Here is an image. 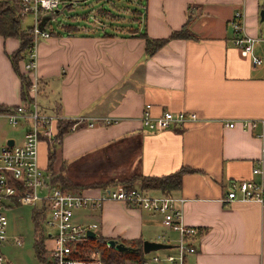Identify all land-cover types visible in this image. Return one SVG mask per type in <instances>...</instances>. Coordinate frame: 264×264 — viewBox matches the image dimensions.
Wrapping results in <instances>:
<instances>
[{
  "label": "crops",
  "instance_id": "0c3cea01",
  "mask_svg": "<svg viewBox=\"0 0 264 264\" xmlns=\"http://www.w3.org/2000/svg\"><path fill=\"white\" fill-rule=\"evenodd\" d=\"M142 1L145 5L141 3L139 11H124V16L92 11L88 29L62 25L36 44L35 75L42 83L43 103L67 118L116 120L108 126L80 125L62 136L53 146L52 170L77 192L96 198L110 181L163 177L190 169L171 192L184 199L182 223L198 231L197 252L186 257V264H264V207L222 202L232 180L264 185V126L254 131L261 137L238 125L227 126L238 119L264 118V66L252 67L235 48L230 24L240 11L244 34L260 40L254 51L263 56L264 20L259 13L264 0ZM184 25L193 38L172 39L154 54L145 53L141 33L162 39ZM19 46L18 38L0 35V107L4 109L22 101L19 73L24 74L26 51L17 63L19 73L10 59ZM145 105L152 116L168 110L194 115L196 121L148 132L140 120ZM0 120L7 124L2 114ZM11 128L18 138L4 132L1 145L9 139L22 142L23 129ZM47 149V143L40 142L38 162L44 169ZM253 168L261 173L253 175ZM132 186L140 188L141 181ZM75 218L97 223V236L122 244L159 241L163 233L172 244L177 238L164 230L158 215L116 201L77 211Z\"/></svg>",
  "mask_w": 264,
  "mask_h": 264
},
{
  "label": "built area",
  "instance_id": "2783aa9c",
  "mask_svg": "<svg viewBox=\"0 0 264 264\" xmlns=\"http://www.w3.org/2000/svg\"><path fill=\"white\" fill-rule=\"evenodd\" d=\"M14 3L16 14L32 21L31 42L26 49V59L23 63L24 75L27 78L25 100L1 113L7 124L13 128H22V142L0 146V245L8 241L6 216L7 208L17 205H30L39 212V224L42 230L44 249L51 264H115L104 263L100 252L90 251L84 247L91 238L97 237V223H81L75 218V213L85 209H98L103 201H116L139 208L160 217L161 226L167 232L177 235L172 244L165 233L158 236L161 243L170 244L168 250L151 252L144 264H186V257L195 254L197 247L194 243L198 231L194 227L182 223V205L184 199L174 196L171 192L164 193L116 184L105 187L99 197L92 198L80 192L51 184V174L42 168L38 162L40 142L53 147L60 143L62 137H57V127L62 122H70L67 133L78 130L80 125L93 128L99 124L108 126L115 119H101L84 116L67 118L53 106L49 108L42 99V83L35 75L36 53L38 41L48 39L50 33L38 27L43 14H53L62 0H0ZM233 39L232 43L243 57H248L252 67L264 66V55L259 56L254 46L260 40L252 38L243 32V14L236 11L230 22ZM150 106L145 105L141 114V124L148 132H161L169 128H179L186 123L196 121V117L184 112L163 111L158 116L150 114ZM238 125L242 131H254L257 126H264V118L238 119L228 123L233 128ZM264 154V150H262ZM258 168L252 169L253 175L260 174ZM253 202L264 207V185L252 180H232L227 188L222 202ZM16 245L22 244L20 237L13 238ZM107 245V244H106ZM108 246V245H107ZM109 247V246H108ZM84 255V258L79 256ZM0 264H7L0 254Z\"/></svg>",
  "mask_w": 264,
  "mask_h": 264
},
{
  "label": "trees",
  "instance_id": "16d2710c",
  "mask_svg": "<svg viewBox=\"0 0 264 264\" xmlns=\"http://www.w3.org/2000/svg\"><path fill=\"white\" fill-rule=\"evenodd\" d=\"M17 6L14 3L0 1V35L3 37H16L20 41V46L17 52L10 56L11 63L17 73V63L22 59V53L26 51L31 42V28L26 27L22 28L21 17L16 14ZM47 24V23H46ZM65 29H70L75 27L74 25H63ZM71 31H73L71 29ZM144 40V50L145 53L149 56L154 54L158 49L164 46L167 42L172 39H190L193 38V34L187 29V26L184 25L180 30L172 32L168 37L162 39H152L149 38L145 33H141L139 35ZM19 77L22 84L21 89V99L25 100L26 94V86L27 78L24 74L19 73ZM9 109H4L0 107V114ZM70 122H62L57 127V137H62L67 133V128L69 127ZM47 164L46 171L51 174L50 182L56 186H60L65 189L76 191L77 187L71 185L66 179L60 174L56 173L52 170V160H53V147H49L47 149ZM192 172V170L187 168H182L177 172L163 176V177H139L134 176L131 179L123 180V181H110L105 186H112L116 184H122L127 187H133V182L140 180L141 181V189L148 190H157L164 193H170L174 190H177L180 187L181 177L185 173ZM32 221L37 228L35 230V236L33 239V253L38 261L42 264H51L48 260V254L44 249L43 245V236L42 230L39 224V212L35 209L32 213ZM107 239H104L100 236L96 238L91 237L87 243L80 247V251L84 253V247H87L90 251H99L100 259L104 263H115V264H144L146 261L145 253L142 251V241L136 240L132 242L123 243L127 247V250L120 251L115 249L114 247H108ZM120 243V242H119ZM168 250V249H165ZM84 258V255L79 256Z\"/></svg>",
  "mask_w": 264,
  "mask_h": 264
},
{
  "label": "rangeland",
  "instance_id": "374dc122",
  "mask_svg": "<svg viewBox=\"0 0 264 264\" xmlns=\"http://www.w3.org/2000/svg\"><path fill=\"white\" fill-rule=\"evenodd\" d=\"M140 2V3H139ZM141 3L144 6V1L133 2L132 0H62L58 7V14L53 16L45 25V30L48 32H58L62 25H78L85 28L91 27L93 23L92 11L105 10L124 16V11L141 9ZM85 15V17H81ZM126 19L128 17H125ZM21 27H29L32 25L29 16L22 18ZM106 31L108 28L106 27ZM50 33V32H49ZM6 132L8 136L17 139L18 132H15L4 120H0V145L5 140L1 137ZM35 210L34 206L18 205L15 208L6 212L8 227L7 236L8 242L0 245V254L8 264H42L36 259L33 253V239L37 225L32 221V213ZM98 234V229L96 230ZM20 237L21 245H16L13 238ZM151 252L146 254L148 259ZM132 264V263H126Z\"/></svg>",
  "mask_w": 264,
  "mask_h": 264
},
{
  "label": "water",
  "instance_id": "95a60500",
  "mask_svg": "<svg viewBox=\"0 0 264 264\" xmlns=\"http://www.w3.org/2000/svg\"><path fill=\"white\" fill-rule=\"evenodd\" d=\"M57 14H58V10L54 11L53 14L51 13L43 14L40 22L38 23V27L42 29L45 23L48 20L52 19L53 16H56ZM259 16H260V21H263L264 20V10L260 11ZM6 144L11 146L13 144V141L9 139L7 140ZM89 235L93 237V233H89ZM107 245L109 247H114L115 249H118L120 251L127 250V247L125 245H123L122 243H118L116 240H108ZM171 247L172 246L170 244H165V243H161L157 241H148V240L142 241V251L145 254H148L150 252H155L158 250L170 249Z\"/></svg>",
  "mask_w": 264,
  "mask_h": 264
}]
</instances>
